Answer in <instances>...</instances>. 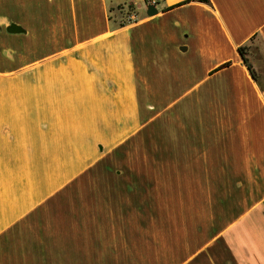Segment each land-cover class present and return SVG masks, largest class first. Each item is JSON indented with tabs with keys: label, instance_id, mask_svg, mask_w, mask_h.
<instances>
[{
	"label": "crops",
	"instance_id": "crops-1",
	"mask_svg": "<svg viewBox=\"0 0 264 264\" xmlns=\"http://www.w3.org/2000/svg\"><path fill=\"white\" fill-rule=\"evenodd\" d=\"M155 6L0 0V264H264V0Z\"/></svg>",
	"mask_w": 264,
	"mask_h": 264
},
{
	"label": "trees",
	"instance_id": "trees-1",
	"mask_svg": "<svg viewBox=\"0 0 264 264\" xmlns=\"http://www.w3.org/2000/svg\"><path fill=\"white\" fill-rule=\"evenodd\" d=\"M200 1H202V2H210V0H200ZM114 3H118L117 7L120 8V9H122L124 7V5H127L128 6V12H127L128 15L131 16L132 14H136V6L131 1H116ZM114 3H112L110 5V16H111L110 18H112V19H114L112 17V11L115 8L114 5H113ZM130 22H132L131 17L129 19L128 18L127 19H123V20L119 21V26H121V27L125 26V25L129 24ZM239 53L242 56V58L244 60V63L248 67V69H249L250 73L252 74L253 78L256 81H258L259 75H258L257 71L254 69L253 65L250 63V60H249V58L247 56V54H248V46L239 47Z\"/></svg>",
	"mask_w": 264,
	"mask_h": 264
},
{
	"label": "rangeland",
	"instance_id": "rangeland-1",
	"mask_svg": "<svg viewBox=\"0 0 264 264\" xmlns=\"http://www.w3.org/2000/svg\"><path fill=\"white\" fill-rule=\"evenodd\" d=\"M113 5L115 7L114 10L112 11V17L114 19H116L118 21H121V20L127 19V18L129 19L130 17H131V19H137L136 14H132L131 16L127 14V12H128V6L127 5H124V7L122 9L117 7L118 3H114Z\"/></svg>",
	"mask_w": 264,
	"mask_h": 264
},
{
	"label": "water",
	"instance_id": "water-1",
	"mask_svg": "<svg viewBox=\"0 0 264 264\" xmlns=\"http://www.w3.org/2000/svg\"><path fill=\"white\" fill-rule=\"evenodd\" d=\"M147 14L152 16L158 12V9L155 5H147ZM8 31L10 32H22L24 31L23 27L13 23L8 27Z\"/></svg>",
	"mask_w": 264,
	"mask_h": 264
},
{
	"label": "built area",
	"instance_id": "built-area-1",
	"mask_svg": "<svg viewBox=\"0 0 264 264\" xmlns=\"http://www.w3.org/2000/svg\"><path fill=\"white\" fill-rule=\"evenodd\" d=\"M158 0H144V4L147 5H157Z\"/></svg>",
	"mask_w": 264,
	"mask_h": 264
}]
</instances>
